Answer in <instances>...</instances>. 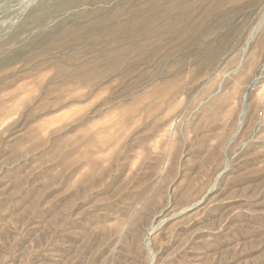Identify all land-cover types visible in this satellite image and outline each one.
<instances>
[{
  "label": "rangeland",
  "instance_id": "obj_1",
  "mask_svg": "<svg viewBox=\"0 0 264 264\" xmlns=\"http://www.w3.org/2000/svg\"><path fill=\"white\" fill-rule=\"evenodd\" d=\"M0 264H264V0H0Z\"/></svg>",
  "mask_w": 264,
  "mask_h": 264
},
{
  "label": "bare ground",
  "instance_id": "obj_2",
  "mask_svg": "<svg viewBox=\"0 0 264 264\" xmlns=\"http://www.w3.org/2000/svg\"><path fill=\"white\" fill-rule=\"evenodd\" d=\"M169 219H170V218H169ZM156 222H157V221H156ZM156 222H155V223H156ZM163 223H164V222H162V225H163ZM155 226H156V225H155ZM154 233H155V232H154Z\"/></svg>",
  "mask_w": 264,
  "mask_h": 264
}]
</instances>
